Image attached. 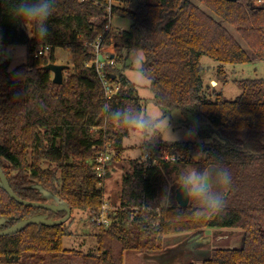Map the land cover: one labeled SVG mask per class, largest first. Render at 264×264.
<instances>
[{"label": "trees", "instance_id": "1", "mask_svg": "<svg viewBox=\"0 0 264 264\" xmlns=\"http://www.w3.org/2000/svg\"><path fill=\"white\" fill-rule=\"evenodd\" d=\"M12 0H0V46L25 45L26 62L9 70L0 60V168L11 190L21 199L44 202L32 188L40 184L73 209L94 211L103 200L93 155L109 144L110 161L119 160L127 133L104 119L101 108L126 105L142 109L136 86L119 70L128 52L145 56L149 87L155 104L165 109L194 113L208 143L159 142L147 162L132 159L122 179L119 208L109 227L98 228L95 248L81 252L63 247L71 235L66 223L30 224L0 236V264H124L128 252H158L165 236L199 232L206 227L242 231L240 248L215 247L201 264H264V79H240V93L226 98L204 85L201 58L224 65L262 59L264 0H114V18L131 21L127 30L112 33L113 65L105 67L109 81L119 89L105 99L88 45L102 33L100 22L108 0H57L48 22L46 40L29 38L9 16ZM223 23L235 29L245 48ZM109 43L106 34L103 44ZM50 46V52L39 49ZM69 54L70 67L61 85L44 68L55 63V49ZM205 128L207 131H205ZM197 151L207 154L192 159ZM168 156V160L164 159ZM171 158H174L171 160ZM156 163L152 164V160ZM226 168L232 183L223 188L226 207L209 219H196V201L184 208L162 207L157 184L163 171L186 165L203 169ZM52 213L19 204L0 188V216L8 228L35 214Z\"/></svg>", "mask_w": 264, "mask_h": 264}, {"label": "rangeland", "instance_id": "2", "mask_svg": "<svg viewBox=\"0 0 264 264\" xmlns=\"http://www.w3.org/2000/svg\"><path fill=\"white\" fill-rule=\"evenodd\" d=\"M195 3L196 0H193ZM203 10H206L203 4L197 3ZM131 24V21L126 18H114L111 22V31L118 32L120 30H127ZM223 25L229 30L233 37L238 41V43L245 48V44L236 35L235 29L223 23ZM11 50L10 55L0 56V60L9 61V70L24 64L26 62V46L25 45H1L0 51L7 53V50ZM56 64H64L70 67L69 54L67 51H63L60 48L55 49ZM141 52L139 50H131L126 56L124 63L119 65L118 70L136 86V95L141 98L142 110L146 111H162L165 115L170 116V123L173 130L181 134V139L178 142H202L208 143L218 139L216 134H212L210 138L203 136L200 132L204 129L197 122L196 115L194 113L183 114L179 109H165L157 106L153 100V93L150 90L149 80L144 81L140 84L134 83V75L132 72L131 56L136 53ZM213 62L208 57L201 58V65L203 71L201 74L204 85H210L211 77L217 78V68H213ZM227 81L222 84L219 82L217 91L221 92L226 98L234 99L239 93L240 89L234 83V80L240 79H264V59H255L252 62L240 63V64H227L223 68ZM69 69L63 71V80L67 76ZM52 76V73H51ZM218 81H220L218 79ZM118 83V80H116ZM211 86V85H210ZM194 122L198 124L197 135L193 139H184L183 134L186 129L193 126ZM205 131L207 129L205 128ZM163 142L161 140H156L151 145H136L128 143L125 138L121 143V156L119 160L109 161L107 164L106 177L101 181V186L103 189V201H108L111 206L118 207L119 205V195L121 190V183L124 175L131 170L130 161L132 159H137L139 161L143 160L144 153L148 149H152L157 143ZM95 155V154H94ZM93 155V156H94ZM186 165L182 168L184 170ZM163 171L160 180L157 184V201H159L162 207H166L168 204L173 203V198L175 200V188L173 187L172 201L171 203H164L161 201L162 196L166 186L172 183V179L182 171ZM108 174V175H107ZM217 190L223 193V188H218ZM90 211L73 209L71 211L70 218L65 222L71 231L70 236L63 238V247L66 249H73L81 252L91 251L95 248L94 235L98 231V227L93 225L89 217ZM201 236L198 239V244H190V240L195 237L190 236L193 232H185L179 234H172L165 236L162 241V249L158 252H128L124 264H201L202 260L207 259L210 256V247H221L228 245V240L231 237H235V245H230L231 248H240L242 245V231L237 228H213L206 227L201 230ZM228 236L224 242L216 239L218 236ZM184 239V240H182ZM175 240V241H174Z\"/></svg>", "mask_w": 264, "mask_h": 264}, {"label": "clouds", "instance_id": "3", "mask_svg": "<svg viewBox=\"0 0 264 264\" xmlns=\"http://www.w3.org/2000/svg\"><path fill=\"white\" fill-rule=\"evenodd\" d=\"M56 4L57 0H12L8 11L12 22L21 27L29 38L43 41L49 35L48 22ZM10 54V49L7 53L0 51V56ZM130 59L133 82L140 84L147 81L144 54L136 52ZM103 67V58H98L97 68ZM101 112L104 113L107 123L125 130V140L130 144L151 145L156 140L173 144L181 139V134L173 130L170 116L162 111H146L130 105L114 108L110 103H105ZM197 128L198 124L194 122L192 127L184 131L183 138H195ZM206 154L204 151H197L192 159H200ZM231 183L230 172L220 165L212 164L203 169L187 167L165 187L160 199L164 203H171L174 187L184 199L198 203V207L193 211L196 219H209L220 214L226 207L224 196L217 189L225 188Z\"/></svg>", "mask_w": 264, "mask_h": 264}, {"label": "built area", "instance_id": "4", "mask_svg": "<svg viewBox=\"0 0 264 264\" xmlns=\"http://www.w3.org/2000/svg\"><path fill=\"white\" fill-rule=\"evenodd\" d=\"M114 0H108V4L105 7L104 15L101 19V23L103 24L102 33L96 37V39L89 43L88 45L91 47L92 52L94 54V60L93 62L87 64L86 66L93 65L95 72L100 80V83L103 88L104 97L105 99L111 98L119 89V83L109 81L107 78V73L105 71L106 66H111L114 64L113 57L111 58V55L113 53V44H112V31H111V22L114 19L112 13H111V7L114 4ZM106 34H109V43L107 45L103 44L104 37ZM262 59H264V41L262 44ZM50 46L44 45L39 49V54H47L50 52ZM101 55L104 60V67L102 69L97 68L98 63V56ZM110 148L109 144H104L103 149L96 153L93 156V164H94V171L96 173V176L100 179H103L106 177V171H107V164L110 161V154L107 152ZM153 154L152 149H148L144 153L143 162H147L151 155ZM164 159L168 160V156H164ZM174 158H171L173 160ZM156 163V159L152 160V164ZM117 210H120L119 205L118 207H113L110 205L108 201L101 202L98 209L91 211L90 216L88 217L90 222L95 225L96 227H109L113 220V215Z\"/></svg>", "mask_w": 264, "mask_h": 264}, {"label": "water", "instance_id": "5", "mask_svg": "<svg viewBox=\"0 0 264 264\" xmlns=\"http://www.w3.org/2000/svg\"><path fill=\"white\" fill-rule=\"evenodd\" d=\"M234 1V0H231ZM113 55H111V58ZM98 58H103L101 55L98 56ZM45 69L50 71L52 73V82L58 85H61L63 83V71L68 68L67 65L64 64H56V63H48L44 66ZM108 175V174H107ZM0 188L3 189L10 198L18 202L19 204H22L24 206L28 207H36L43 210L50 211L52 213L57 212H64V215L60 218H51L48 216V214H35L32 215L26 219H23L21 221H18L14 225L1 229L0 228V236L4 235H11L18 231H20L22 228H24L27 225L30 224H37V225H44V226H55L65 223L71 215V209L68 206V204L64 201H61L57 199L51 191L44 188L40 184H33L32 188L36 189L40 195L41 198L44 199V202H38V201H29L25 199L19 198L15 193L11 190L7 179L5 175L3 174L1 168H0ZM175 201L178 204L179 207H186L189 203L186 199H184L180 194L179 191L175 190ZM8 221L7 218L0 216V227L4 225Z\"/></svg>", "mask_w": 264, "mask_h": 264}, {"label": "crops", "instance_id": "6", "mask_svg": "<svg viewBox=\"0 0 264 264\" xmlns=\"http://www.w3.org/2000/svg\"><path fill=\"white\" fill-rule=\"evenodd\" d=\"M255 60V59H254ZM253 60H251L250 62H252ZM214 62V61H213ZM212 67L213 68H217L218 67V64L215 62V64L214 65H212ZM223 68H225V65H224V67ZM217 78L220 80V81H218V79H216L215 77H211V78H209L210 79V85L212 86V87H217L218 88V86H219V82H222V84L223 83H225L226 81H227V78L225 77V82L223 81V79H224V77H222L221 75H219L218 73H217ZM239 95V94H238ZM237 95V96H238ZM219 229H224V228H219ZM201 232L202 231H199V232H195V233H192V235H189L188 237H186V238H189L190 236H194L195 235V237H193L189 242H190V244L192 245V243L193 244H198V239H199V237L202 235L201 234ZM179 235H181V233L179 234ZM228 238V236L226 235V236H218L216 239H219L221 242H224V240H226ZM182 240H184V239H182ZM175 241V240H174ZM235 241H236V238L235 237H232V235H231V237L229 238V240H228V245H225V246H221V247H227V248H231L230 247V245H235ZM237 242V241H236ZM242 246V245H241ZM213 248H215V247H210V248H208L210 251L213 249ZM203 261V260H202Z\"/></svg>", "mask_w": 264, "mask_h": 264}]
</instances>
